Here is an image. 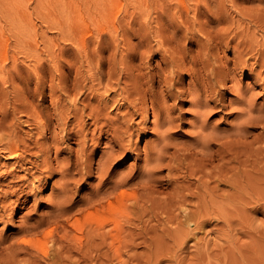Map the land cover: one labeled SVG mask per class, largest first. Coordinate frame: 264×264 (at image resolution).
Wrapping results in <instances>:
<instances>
[{
	"label": "rangeland",
	"instance_id": "rangeland-1",
	"mask_svg": "<svg viewBox=\"0 0 264 264\" xmlns=\"http://www.w3.org/2000/svg\"><path fill=\"white\" fill-rule=\"evenodd\" d=\"M236 31L264 49V0H0V124L14 129L18 139L62 142V136L80 128L82 102L106 101L104 110L114 117L125 110L116 107L117 100L136 87L149 89L148 78L154 82L147 98H153L164 120L158 127H171L160 137L151 114L145 124L137 117L130 152L122 153L118 145L109 149L111 144L104 143L109 133L97 150H86L82 158L91 161V170L68 193L77 205L62 219L76 208L90 204L93 209L91 203L102 201V209L108 201L124 198L111 209L115 220L100 229L105 241L100 236L80 246L65 238L56 244L57 253L50 249L47 256L16 253L11 242L67 195L59 193L60 174L32 180L48 175L25 174L27 164L20 167L17 158L0 151L2 181L14 183L0 186V196L18 187L24 174L32 177L20 203H10L14 194L1 196L7 210L0 212V237L7 240L0 247V264H264V88L254 84L249 69L236 70L228 84L253 86L254 107L239 115L240 105L230 102L235 93L225 89L228 105L208 114L206 127L195 116L192 96L180 94L191 80L192 73L185 70L190 62L200 68L202 49L210 62L231 57L220 41L235 38ZM179 49L185 58H171ZM172 71L178 72L175 87L160 92L171 82L166 77ZM164 110L176 127L166 124ZM56 112L69 119L66 125ZM93 128L85 127L88 144ZM215 135L219 144L213 156L205 157L201 141H213ZM60 149V157L70 151L75 155L78 140H65ZM55 154L52 150L48 159L55 160ZM106 156L109 176L103 186L96 167ZM122 176L128 183L96 194ZM79 177L74 171V185ZM122 191L129 196H120Z\"/></svg>",
	"mask_w": 264,
	"mask_h": 264
},
{
	"label": "bare ground",
	"instance_id": "bare-ground-1",
	"mask_svg": "<svg viewBox=\"0 0 264 264\" xmlns=\"http://www.w3.org/2000/svg\"><path fill=\"white\" fill-rule=\"evenodd\" d=\"M181 5L182 7H184L185 3L183 2ZM234 34L235 38L223 39L220 41L232 52L231 57H224V59L217 57V59L214 58L213 61L210 62V54L206 52L207 50L205 51L204 49H202L201 53H204V56L200 58V60L202 61V65L200 66V68H195L193 62H190L187 68H185L186 71L192 73L191 80L186 86L185 90H183L184 92L179 93L189 94L192 96L193 102L196 106L195 116L197 117L199 122H201V127L207 126L208 114L221 110L224 107L226 108V106L228 105L226 102L227 99L224 98L225 89L232 90L235 93L236 97L231 99L230 102H235L240 105H236L239 106L236 108L239 115L243 114V109H245V107L248 109H252V107H254V104L256 102L255 95L257 93L252 90V85V87L248 85L241 87L237 82L228 84L229 80L233 79V73L236 70L249 69L248 74L251 79H253L254 84L256 83V85H262L264 88V49L260 47V44H258L257 42L247 38V34L243 31H236ZM243 37L245 38V40L243 39ZM193 41V38H191L190 42L192 43ZM188 55L192 56V53H189ZM175 56L185 58L186 55L184 56L182 50L179 49L174 53V55L171 56V58H174ZM170 62L172 65L174 64L172 60ZM184 66L185 65H182L181 69H183ZM177 74L178 72L172 71L170 75L166 77L168 81L171 82H167L165 85H162L160 88V92H163V90H166V92H172L173 88L175 87V82L173 79ZM148 79L149 89L152 90V83L154 81L150 78ZM144 83L145 82H142L139 86H142ZM163 86H166V89H164ZM149 89H141L136 87V92L135 90L133 92L128 91L129 93L126 92L128 94L121 97L122 101H119V103H117L118 98H112L113 102L117 100L115 104L116 107H124L125 109L123 112L117 113L114 117H110L104 110L106 108V101L101 102L98 99L99 102L94 104H90V101L89 103L82 102V105L79 107L82 112L77 113L78 125L80 123V128L78 130H75L71 135H68V132L61 137L62 142H65V140L69 141L72 138L78 140L79 149L76 151L75 155L72 151H70L67 157L59 156V153L61 152V140L57 143L51 144L48 139L39 140L38 138H35L31 141V143H27L24 139H18L17 132L14 129L7 128L8 130H6V128H4V126L0 124V129L2 131L0 135V151L4 154H7L9 157L17 158L16 162L20 167H24V165L27 164L28 166L24 167V170L27 172L25 174L32 175L33 173L37 172L38 175H48L46 176V178L37 176V178L34 179L35 177H33L32 180H37L39 182H42L43 180L47 181L50 175L59 173V193L61 196H65L67 194L64 198L60 197L57 200L56 206L52 209L50 214L45 216L43 219L36 220L34 223H30L27 225V227L25 228V233L20 238L11 242V244L14 246L12 251H15L16 253H38L39 255L47 256L50 252V249L54 250V253H57L58 249L56 247V244L58 242H62V240H64L65 238H69V240H77L78 245L80 246H82L84 243L90 244L92 242H95L96 239L100 236L102 240H106L105 234L100 233V229H102L108 222L115 220L113 214L111 213V209L115 208L116 201H120L124 197H117L115 201H108L107 206L102 209L99 206V204H104H102V201H99L98 204H95V202L91 203V207H93V209H88L90 207V204L86 205V208H76L75 211H77L74 214H71L70 216L62 219L63 213H67L70 209L77 205V200H74L73 195H69L68 193L72 190L73 186L77 188V182L83 178V174L85 172H90L92 166L91 161L83 159L82 155H84L86 150H89L90 152L97 150L104 133H109V135L111 136L110 139L108 138L107 141L104 142L111 144L109 149H111L115 145H118L119 147H121V149H123L122 153H128L131 150V138L134 130L133 128L134 126L136 127V129L139 128V122L135 121L137 117H140L144 121L143 124H145L150 119L151 114L153 117L152 123H154V129L156 127V131L159 136L161 137L166 132L170 133V126H166L163 129L162 127H158L160 124L162 125L164 123V120L161 118L159 110L154 107L153 98H147ZM139 91L141 93H139ZM158 91L159 89L157 90V92ZM129 94L132 95V97L128 96ZM165 96V93H160V97L166 98ZM134 100L136 101L134 102ZM230 102L229 104L231 105L232 103ZM72 106L76 107V103L72 104ZM261 106L264 107V103H261ZM85 107H90L89 111L86 113H84ZM164 111L167 117L166 124L171 125L170 123L172 122V119L169 118V114L167 113V111ZM55 117L60 119L64 125L68 123L69 119L63 116L60 112H56ZM110 118H112L113 120L110 121ZM88 124L94 125L93 133L90 137L92 144H88V140L86 139L85 127L87 129ZM171 126L176 127L173 125ZM238 127L239 126L237 125L236 128ZM39 128L41 129L40 126L37 127V129ZM160 128L161 130H159ZM80 135H83L82 139L77 138V136ZM217 141L218 138L216 137V135L213 141L212 137H208L207 139H205V141H201V144H205V147L207 149L206 152L202 153L205 157L213 156V148L216 144H219L217 143ZM223 144L224 143H220V147L223 146L224 148ZM31 148H34L36 150L32 151L31 153ZM134 149L137 150V148ZM52 150H55L56 152L55 160L48 159V154ZM108 150L105 152L103 151L101 153V157L107 154ZM113 154L114 150L112 149L108 153V158L113 159ZM145 154L148 155V152H146ZM218 154V151H216V155ZM106 158L107 156L103 161L100 160L101 162L98 163L96 167V169H99L100 171V181L102 182L103 186L105 184V179L107 178V176H109L106 173L107 162L104 163L106 161ZM82 169H85L84 172ZM74 171L80 173V177L78 180H76L75 185L73 184ZM11 173V171L8 172V174ZM25 174L21 177L20 181H22V183L18 187L16 186L12 189H6L4 194L1 195L4 196L14 194L15 198L13 200H10V203L21 202V198L24 195L23 192L25 191L24 187L28 186V183L32 178L28 176L30 178L29 180L27 178V175ZM3 176L4 175L0 176V186L7 185L9 187H12L14 183H5L4 180L2 181ZM124 176L120 177L117 180L111 179L109 182H107L109 185L105 187L101 186L100 188H98V192L96 194L101 193L102 191L103 194L112 193L113 190L115 188H118L121 184L128 183V177L124 178ZM0 189L2 191V187ZM119 195L126 196L127 193H125V191H122ZM1 196L0 212L1 210L5 212L7 210V207L4 209L5 206L2 204V202L6 199V197L1 198ZM128 196L129 194L127 195V197ZM90 202L91 201L89 200V203ZM17 206L18 204H15V208ZM83 209H87V211L83 212ZM3 212H1V214ZM73 230L74 232L69 235V233ZM60 231L62 233H60ZM6 240L7 239L0 237V247L2 242H5ZM22 240H27L29 243L23 244L20 242Z\"/></svg>",
	"mask_w": 264,
	"mask_h": 264
},
{
	"label": "snow or ice",
	"instance_id": "snow-or-ice-1",
	"mask_svg": "<svg viewBox=\"0 0 264 264\" xmlns=\"http://www.w3.org/2000/svg\"><path fill=\"white\" fill-rule=\"evenodd\" d=\"M21 243H23V244H27V243H29L27 240H22V241H20Z\"/></svg>",
	"mask_w": 264,
	"mask_h": 264
}]
</instances>
